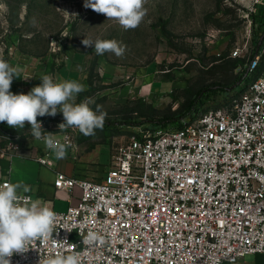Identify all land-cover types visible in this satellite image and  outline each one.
Returning <instances> with one entry per match:
<instances>
[{"label": "built area", "instance_id": "1", "mask_svg": "<svg viewBox=\"0 0 264 264\" xmlns=\"http://www.w3.org/2000/svg\"><path fill=\"white\" fill-rule=\"evenodd\" d=\"M243 69L252 77L226 104L177 128L115 135L102 179L58 173L55 187H79L77 202L54 211L52 237L13 254L11 264L72 252L80 264H235L255 253L264 259V34ZM37 120L52 134L64 122ZM69 129L55 138L76 146ZM1 141L8 146L0 149L17 148L20 134L0 128ZM38 161L51 163L48 150ZM89 230L105 243L83 245Z\"/></svg>", "mask_w": 264, "mask_h": 264}, {"label": "rangeland", "instance_id": "2", "mask_svg": "<svg viewBox=\"0 0 264 264\" xmlns=\"http://www.w3.org/2000/svg\"><path fill=\"white\" fill-rule=\"evenodd\" d=\"M84 3L0 0V58L5 60L14 45L33 52L47 47L51 51L57 40L60 48L53 53L64 52L70 45L93 51L105 64L130 71V78L134 70L143 68L155 69L156 77H168L154 84L158 93L149 101L121 95L118 88L125 79L103 80L99 72L93 88L80 95L77 103L90 98L94 111L99 106V111L107 113L100 132L109 138L101 143V156L109 166L112 135L120 140L122 135L154 127L152 119L176 115L180 105L202 89L209 88L205 94L210 97L203 96L198 113L226 104L243 86H239L243 68L257 49L258 28L264 26V0H147V14L137 28L129 30L85 8ZM85 37L115 39L127 46L126 51L119 58L110 52L97 55L94 47L82 45ZM217 86L224 87L223 91L209 94Z\"/></svg>", "mask_w": 264, "mask_h": 264}, {"label": "clouds", "instance_id": "3", "mask_svg": "<svg viewBox=\"0 0 264 264\" xmlns=\"http://www.w3.org/2000/svg\"><path fill=\"white\" fill-rule=\"evenodd\" d=\"M147 0H85L84 7L108 20H115L124 30L135 29L147 14L144 5ZM85 48H93L97 55L106 52L122 57L126 45L115 39L85 37L81 41ZM19 74L17 67H12L0 58V122H6L11 128L23 129L30 125L35 140L43 139L46 149L51 150L56 159H65L71 145L61 143L52 133H45L37 117H55L62 113L64 122L58 125L61 131L66 128L78 129L84 136L95 135V130H102L106 121V112L94 111L86 99L77 103L78 94L85 91L84 85L76 81L54 82L50 75L40 77L41 83L27 94H14L10 91L14 77ZM99 113V114H97ZM30 191L27 185L5 182L0 185V264H11L13 254H24L31 248L33 241H47L53 235L57 214L40 199L18 194ZM70 232V229H69ZM85 246L104 244V237L89 230L82 236ZM38 264H80V254L72 252L40 258Z\"/></svg>", "mask_w": 264, "mask_h": 264}, {"label": "crops", "instance_id": "4", "mask_svg": "<svg viewBox=\"0 0 264 264\" xmlns=\"http://www.w3.org/2000/svg\"><path fill=\"white\" fill-rule=\"evenodd\" d=\"M5 61L19 69V74L14 77L10 87L12 93L27 94L41 83V76L50 75L54 82L76 81L84 85L85 91L78 94L76 102L81 94L90 89L91 69L95 74L99 72L104 77L103 80H114L118 77L125 79L123 87H119L118 92L128 97H143L146 101H149L154 93H158V88L154 84L160 79L168 78L156 77V70L152 68L136 69L130 78V71L107 65L98 56H94L93 51L76 49L70 45L60 53H53L48 47L40 52H33L14 45ZM122 73H125L124 76ZM53 131L56 137H62V131ZM70 131L76 146L68 147L65 159H56L54 153L46 149L43 139L35 140L31 133L20 139L17 148L0 149V177L9 179L13 184L27 185L31 198L40 199L53 211L66 210L70 204L77 202L81 190L74 187L69 193L67 190L57 189L54 180L58 173L102 179L109 168L107 159L101 156V143L109 142V138L104 137L100 129L95 130V135L90 136H84L75 128ZM0 145L8 146L5 141H1ZM46 150L51 161L48 165L38 161V157ZM235 264H264V259L261 253L247 254Z\"/></svg>", "mask_w": 264, "mask_h": 264}, {"label": "trees", "instance_id": "5", "mask_svg": "<svg viewBox=\"0 0 264 264\" xmlns=\"http://www.w3.org/2000/svg\"><path fill=\"white\" fill-rule=\"evenodd\" d=\"M258 34H259V38L257 41V45L259 44L260 38L263 36L264 32H262L261 30H259L258 28ZM249 74V73H248ZM248 74L245 75V73L243 72V74H241V82L239 84L242 85L244 83V79L248 76ZM94 76L95 73H93V70L91 69L90 73H89V78H90V89L88 90V92L93 88V84H94ZM218 87V86H217ZM222 86L216 88V89H211V93L209 94H217L220 93L221 91H223ZM208 89V90H207ZM207 89H202L199 92H197L196 94H194L192 96V98L185 104L180 105L179 107V111L177 112L176 115L174 116H163L162 118H159L158 120H154L152 119L151 121L153 122L154 127H163V128H174V127H180L184 124V122L192 119L193 117H195L198 114V108L197 106L200 104H203V96H208L210 97V95H208V92H210L209 88ZM207 92V94H205V92ZM231 93V92H230ZM232 96V94H231ZM230 96V99H231ZM221 100L224 99V96H222V98H220ZM229 99V100H230ZM215 100V98L213 99ZM40 118H44L47 119L49 122H58L59 120L63 119V115L62 113H58L55 117H50V116H44V117H37V119ZM64 120V119H63ZM174 121V123H173ZM106 125V121L104 126ZM147 128H153V126H146ZM0 128H4L13 132H17L20 134V139L28 133H31V128L29 124H25V127L23 129H19V128H11L7 125L6 122H0ZM137 131H134L132 133H136Z\"/></svg>", "mask_w": 264, "mask_h": 264}, {"label": "water", "instance_id": "6", "mask_svg": "<svg viewBox=\"0 0 264 264\" xmlns=\"http://www.w3.org/2000/svg\"><path fill=\"white\" fill-rule=\"evenodd\" d=\"M261 40H262V37L260 38L259 44H258V46H257V49H258L259 46H260Z\"/></svg>", "mask_w": 264, "mask_h": 264}]
</instances>
